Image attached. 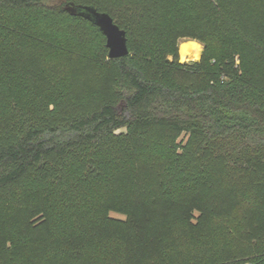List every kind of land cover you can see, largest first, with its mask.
I'll list each match as a JSON object with an SVG mask.
<instances>
[{
  "label": "trees",
  "instance_id": "1",
  "mask_svg": "<svg viewBox=\"0 0 264 264\" xmlns=\"http://www.w3.org/2000/svg\"><path fill=\"white\" fill-rule=\"evenodd\" d=\"M0 264H264V0H0Z\"/></svg>",
  "mask_w": 264,
  "mask_h": 264
},
{
  "label": "water",
  "instance_id": "2",
  "mask_svg": "<svg viewBox=\"0 0 264 264\" xmlns=\"http://www.w3.org/2000/svg\"><path fill=\"white\" fill-rule=\"evenodd\" d=\"M73 14H81L92 20L104 33L107 39L110 58H119L129 54L127 33L107 12L98 11L92 6H70Z\"/></svg>",
  "mask_w": 264,
  "mask_h": 264
},
{
  "label": "bare ground",
  "instance_id": "3",
  "mask_svg": "<svg viewBox=\"0 0 264 264\" xmlns=\"http://www.w3.org/2000/svg\"><path fill=\"white\" fill-rule=\"evenodd\" d=\"M184 43H188V42H182L181 45H180V55H181V48H182V45ZM200 54H201V47L200 48H191L189 47L188 51L182 56L181 55V59H188V58H191V57H194V59H198L200 57Z\"/></svg>",
  "mask_w": 264,
  "mask_h": 264
},
{
  "label": "rangeland",
  "instance_id": "4",
  "mask_svg": "<svg viewBox=\"0 0 264 264\" xmlns=\"http://www.w3.org/2000/svg\"><path fill=\"white\" fill-rule=\"evenodd\" d=\"M191 39H181L180 42H179V50H180V45L182 42H189ZM203 49H204V46L203 44H201V54H200V57L198 59H194V57H191V58H188V59H181V55H180V61L181 62H189V61H195V60H199L202 56V52H203ZM179 54H180V51H179ZM112 216L114 217H121V218H124V215L122 214H119V213H115V212H112L111 213Z\"/></svg>",
  "mask_w": 264,
  "mask_h": 264
},
{
  "label": "clouds",
  "instance_id": "5",
  "mask_svg": "<svg viewBox=\"0 0 264 264\" xmlns=\"http://www.w3.org/2000/svg\"><path fill=\"white\" fill-rule=\"evenodd\" d=\"M189 47H191V48H200L201 47V43L198 42L195 39L190 40L188 43H184L182 45V48H181V55L182 56L188 51Z\"/></svg>",
  "mask_w": 264,
  "mask_h": 264
}]
</instances>
